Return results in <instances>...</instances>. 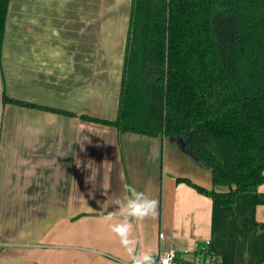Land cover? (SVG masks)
Instances as JSON below:
<instances>
[{
	"label": "crops",
	"instance_id": "crops-1",
	"mask_svg": "<svg viewBox=\"0 0 264 264\" xmlns=\"http://www.w3.org/2000/svg\"><path fill=\"white\" fill-rule=\"evenodd\" d=\"M132 6L10 0L0 89L74 114L0 97V264H129L110 230L122 218L109 207L126 184L158 201L155 218L133 221L140 251L206 240L224 264L264 263V183L230 204L210 198L176 182L181 176L198 183L203 171V183L213 186L211 170L179 138L120 132L81 117H117ZM169 144L183 160L165 164ZM107 212H116L112 221Z\"/></svg>",
	"mask_w": 264,
	"mask_h": 264
},
{
	"label": "trees",
	"instance_id": "trees-1",
	"mask_svg": "<svg viewBox=\"0 0 264 264\" xmlns=\"http://www.w3.org/2000/svg\"><path fill=\"white\" fill-rule=\"evenodd\" d=\"M10 0H0V64ZM3 104L73 115L8 95ZM120 132L182 137L213 186L233 203L264 183V0H133L115 120Z\"/></svg>",
	"mask_w": 264,
	"mask_h": 264
},
{
	"label": "clouds",
	"instance_id": "clouds-1",
	"mask_svg": "<svg viewBox=\"0 0 264 264\" xmlns=\"http://www.w3.org/2000/svg\"><path fill=\"white\" fill-rule=\"evenodd\" d=\"M109 207H112L122 218L110 224V230L119 238L120 244L130 257L131 264H158L156 254L150 251H138V240L134 239L133 221L155 218L158 201L148 191L138 190L132 185H124V192L115 196ZM116 212H107L104 219L112 221ZM159 264H164L163 260Z\"/></svg>",
	"mask_w": 264,
	"mask_h": 264
},
{
	"label": "built area",
	"instance_id": "built-area-1",
	"mask_svg": "<svg viewBox=\"0 0 264 264\" xmlns=\"http://www.w3.org/2000/svg\"><path fill=\"white\" fill-rule=\"evenodd\" d=\"M164 238L165 233L162 231L159 233L160 245ZM152 253L156 254L158 264L161 260H163L164 264H224L220 256L211 250L210 242L206 240L197 241L191 249H167L161 245Z\"/></svg>",
	"mask_w": 264,
	"mask_h": 264
},
{
	"label": "rangeland",
	"instance_id": "rangeland-1",
	"mask_svg": "<svg viewBox=\"0 0 264 264\" xmlns=\"http://www.w3.org/2000/svg\"><path fill=\"white\" fill-rule=\"evenodd\" d=\"M1 92V91H0ZM167 146V145H166ZM165 146V148H164V151H163V154H164V156H163V158H164V162H165V164H166V162L169 164V163H171V162H175V160L174 159H176V160H183V156L181 157V156H178V155H175V151H176V149L175 148H173L174 146H172L171 144H169V147H166ZM175 155V156H174ZM178 162V161H177ZM169 167V166H168ZM167 167V168H168ZM183 172V171H182ZM200 173L201 174H199V176L198 177H196V180H199V184L200 185H203V186H207L205 183H203V182H206L205 180L207 179V177L208 176H206V174L207 173H203V171H200ZM168 174V172L166 173V175ZM179 175H183V174H179ZM204 177V178H203ZM197 242V241H196ZM195 242V243H196ZM195 243H194V245H195ZM194 245L192 246V247H189L190 249L191 248H193L194 247ZM13 246H15V245H13ZM12 246V247H13ZM172 248H177V249H182V248H185V245H179V244H177V245H174V246H172ZM114 258H118V257H116L115 255H112Z\"/></svg>",
	"mask_w": 264,
	"mask_h": 264
},
{
	"label": "water",
	"instance_id": "water-1",
	"mask_svg": "<svg viewBox=\"0 0 264 264\" xmlns=\"http://www.w3.org/2000/svg\"><path fill=\"white\" fill-rule=\"evenodd\" d=\"M125 47H126V45H125ZM124 52H125V50H124ZM171 138H176V137H171ZM178 138L181 140V142H182V146H183L184 150L187 152V154L190 155L191 157H193V158L197 161L198 164H200L201 166H204V167H207V168H208V166H206L205 164L199 162V161L195 158V156H194L193 154H191V153L186 149L183 138H182V137H178Z\"/></svg>",
	"mask_w": 264,
	"mask_h": 264
}]
</instances>
